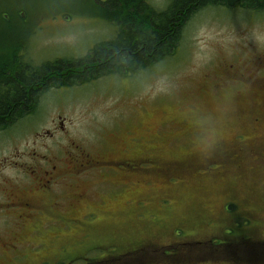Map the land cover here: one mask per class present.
<instances>
[{
	"label": "rangeland",
	"instance_id": "1",
	"mask_svg": "<svg viewBox=\"0 0 264 264\" xmlns=\"http://www.w3.org/2000/svg\"><path fill=\"white\" fill-rule=\"evenodd\" d=\"M8 1L24 13L32 26H37L36 34L28 41L23 53L38 66L57 57L84 56L101 39L113 38L115 27L105 24L101 11L92 6L98 0H0V4ZM148 1L164 9L171 0ZM261 34H264V8H201L183 26L182 36L172 55L138 71L131 78L110 79L113 80L111 86V81L101 79L88 85L66 87L62 91L51 89L43 95L33 115L0 131V145L7 146L8 153L17 139H28L30 129L39 124L46 125L48 118L57 114L61 102L66 104L62 109L64 115L71 120L70 137L47 141L54 148L93 141L102 125L119 129L134 123L142 116L141 110L138 113L139 107L156 111L153 123L168 129L173 126L170 119L182 120L191 115L187 95L202 82L206 73L220 66L222 61L240 66L251 57L264 53V41L259 38ZM260 75L264 76V70ZM245 81L236 84L244 95L243 100L238 102L231 94L225 104V109L236 112L225 115V130L222 132L223 139L231 141L236 136L239 141L229 143L225 148V152H231L229 157L233 161L243 153L251 159L249 154L252 152L248 148L264 142V97L260 95H264V84ZM254 92L260 93L257 100L250 98V95L255 96ZM209 133L212 138L218 130ZM187 134L171 139L169 154L174 158L195 157L193 160L184 166L173 163L170 168L163 167L159 172L150 164L145 175L150 178L147 209L134 212L132 221L125 215L122 218L125 225H107L88 233L87 245L91 243L96 247L90 254L92 264H131V261L118 262V256L113 254L122 255L152 246L158 251L164 248L170 252L178 243L192 242L193 248L201 254L204 250L198 248L199 244L209 243V240L225 241L236 238L235 235H250L255 241H264V166L257 169L260 162L247 165L251 172L255 171L252 176L258 180L243 177V172L227 173L226 167L224 172L223 165L210 162L212 158L201 162L202 157L191 154L192 150L198 149L201 155H205V149L201 150L197 145L208 134L200 130H191ZM233 161L228 164L232 169L238 168ZM6 175L13 176L14 172L6 170ZM183 217L189 220L182 223ZM45 218L46 229L37 227L39 236L49 232L65 233L73 227V223L64 217L47 214ZM51 221L55 224L49 226ZM177 248V263L164 258L160 262L140 264H264L227 258L187 261L180 257V247ZM52 250L54 255L66 252L59 250L55 243ZM78 251L70 250L69 254L76 255ZM111 251L113 253H109ZM56 259L54 256L45 257L42 262L53 264ZM71 264H83V261Z\"/></svg>",
	"mask_w": 264,
	"mask_h": 264
},
{
	"label": "flooded vegetation",
	"instance_id": "2",
	"mask_svg": "<svg viewBox=\"0 0 264 264\" xmlns=\"http://www.w3.org/2000/svg\"><path fill=\"white\" fill-rule=\"evenodd\" d=\"M103 19L105 24L113 26L107 18ZM24 22L27 23L25 42L36 34L37 26L33 27L27 20ZM114 27L113 38L101 39L99 43L117 40L118 29L116 25ZM130 47L133 48V45ZM144 47L141 56L146 60L148 50ZM124 48L126 47L113 46L109 49L112 56L102 57L105 60L95 61L93 48L80 57H57L54 60L68 58L72 63L77 62V65L71 66L67 62L71 67L61 71V74L58 72L54 77L67 78L70 74V81L85 84L96 73L93 72L95 65L106 63L114 66L117 59L123 56ZM22 54L25 63L35 65L25 58L23 51L19 55ZM88 57L91 60L79 61ZM142 70L144 68L138 71ZM262 70L264 53L251 57L240 66L222 61L220 66L206 73L202 82L187 95L191 115L182 120L176 117L170 119L173 126L168 129L153 123L156 111L139 107L137 110L138 113L141 110L142 116L134 123L119 129L112 125H102L93 141L54 148L47 141L70 137L71 120L64 115L62 109L66 104L61 102L58 105L60 110L48 118L46 125L39 124L30 129L28 139H17L8 153L5 149L7 146L0 145V264H44L42 260L50 256L57 257L53 264H71L81 260L83 264H92L90 254L96 247L91 243L87 245L88 233L107 225H125L122 220L125 215L132 221L134 212L147 209L150 178L145 175L150 170V164L152 169L159 172L163 167L170 168L173 163L184 166L195 158L171 156L168 145L172 138L188 135L187 132L191 130H200L207 135L217 129V135L212 137V149L205 150L204 156L198 149L191 151V154L202 157L201 162L208 161L213 152L225 149L229 143L239 142L236 136L231 141L222 137L225 115H230V111L232 115L236 113L225 109V104L231 94L235 95L238 102L243 100L244 95L236 84L244 82L245 78H249L245 82L264 84V76L260 75ZM133 74L132 71L123 70L97 76L89 82L92 84L97 80L108 79L111 86L113 80L110 79L131 78ZM3 80L0 77V82ZM66 87L69 86H59L55 91H62ZM254 93L255 96L250 95V98L257 100L260 93ZM260 95L264 97L263 94ZM34 113L27 114L26 117ZM20 121L21 119L11 122L9 126ZM5 129L1 128L0 131ZM9 169L14 175L6 177V170ZM47 214L64 217L73 223V227L65 233L49 232L39 236L37 227L43 226L46 229ZM182 219V223L189 220L187 217ZM53 224L55 223L49 222V226ZM54 243L59 250L68 247L79 251L76 255L69 254L70 250L54 255Z\"/></svg>",
	"mask_w": 264,
	"mask_h": 264
},
{
	"label": "trees",
	"instance_id": "3",
	"mask_svg": "<svg viewBox=\"0 0 264 264\" xmlns=\"http://www.w3.org/2000/svg\"><path fill=\"white\" fill-rule=\"evenodd\" d=\"M92 6L98 8L101 11V16L114 22L118 28L116 41L99 43L92 49L94 60H105L102 57L112 56L109 49L113 46L126 48L123 50V56L117 59L114 66L106 65V63L101 66L95 65L93 72L96 73L89 81L107 73H119L123 70L136 72L140 68L145 69L172 55L182 36L183 26L190 16L201 8L227 6L262 9L264 0H171L164 9L153 6L147 0H98ZM8 13L12 15L10 18ZM21 13L23 12L12 7L9 1L0 4V77L4 78L0 82V129H5L11 122L36 111L41 98L51 88L79 85L77 82L70 81V74L67 78L54 77L58 72L61 74V71L76 66L77 62L72 63L71 60L60 59L48 61L39 66L24 62L23 54H19L27 44V40L24 42L27 29L24 21L29 22V20L25 17H22L24 18L22 20H17ZM6 20L10 23L9 28H7ZM11 23L13 24L11 25ZM5 29L8 30L7 33ZM131 44L133 48L130 47ZM144 46L148 50L146 60H143L141 56L145 50ZM127 48L129 49L127 50ZM137 52L139 53L137 54ZM119 54L121 55V53ZM89 60H91L90 57L82 58L79 61ZM15 61L20 62L16 63ZM67 62H70L71 66ZM56 79L63 80V83L55 82ZM256 146L252 149L248 148L252 152L249 154L251 159H247V155L243 153L242 157L239 156L238 160L233 161L229 157L231 152H225V149H222L212 153L210 162L223 165L224 172L226 167L228 168L227 173L239 174L243 172L245 174L243 177L247 179L252 177L253 180H258L252 176L253 173L256 174L255 171L251 172L250 167L247 166L251 162H260L257 169L264 166V142H260ZM229 161L237 163L238 168L232 169L228 164ZM235 237L225 239V241L202 242L198 247L204 250L201 254L198 250L196 251V248H193L194 243L182 242L175 245L174 251L168 252L164 248H160L158 251L152 246L119 255L117 260L118 262L122 260L131 261V264H140L142 262H160L165 260L164 258H168L169 262L177 263L179 261L177 247H180V257L187 261L195 259L215 261L227 258L248 263H264V241H255L256 239L250 235L243 237L235 235Z\"/></svg>",
	"mask_w": 264,
	"mask_h": 264
},
{
	"label": "clouds",
	"instance_id": "4",
	"mask_svg": "<svg viewBox=\"0 0 264 264\" xmlns=\"http://www.w3.org/2000/svg\"><path fill=\"white\" fill-rule=\"evenodd\" d=\"M259 38L264 41V34H261ZM198 147L202 149H210L212 146V138H211V133H209L207 136H205L197 145Z\"/></svg>",
	"mask_w": 264,
	"mask_h": 264
}]
</instances>
